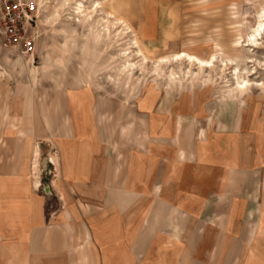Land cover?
Returning a JSON list of instances; mask_svg holds the SVG:
<instances>
[{
    "label": "rangeland",
    "instance_id": "rangeland-1",
    "mask_svg": "<svg viewBox=\"0 0 264 264\" xmlns=\"http://www.w3.org/2000/svg\"><path fill=\"white\" fill-rule=\"evenodd\" d=\"M27 1L36 7L34 53L20 55L0 36V125L39 126L44 117L51 128L54 106L61 124L75 115L78 137L111 142L129 162H174L193 148L200 162L212 149L240 143L264 153V29L253 35L264 0H82L86 17L74 9L79 0ZM184 52L214 57L213 64ZM244 77L250 84L240 91L236 81ZM42 131L24 140L39 145L27 160L50 221L71 201L54 184L59 138ZM187 168L185 179L193 174ZM182 199L190 208L191 199ZM73 202L101 204L93 197ZM136 204L126 219H143L148 202Z\"/></svg>",
    "mask_w": 264,
    "mask_h": 264
},
{
    "label": "crops",
    "instance_id": "crops-1",
    "mask_svg": "<svg viewBox=\"0 0 264 264\" xmlns=\"http://www.w3.org/2000/svg\"><path fill=\"white\" fill-rule=\"evenodd\" d=\"M56 116L53 106L51 128L44 117L39 126L0 125V264H264V153L240 143L200 162L193 148L174 162L134 163L111 142L78 137L74 114L62 124ZM41 128L59 138L54 184L71 201L50 221L27 160L39 145L24 140ZM186 165L193 174L185 179ZM142 197L143 219H126Z\"/></svg>",
    "mask_w": 264,
    "mask_h": 264
},
{
    "label": "built area",
    "instance_id": "built-area-1",
    "mask_svg": "<svg viewBox=\"0 0 264 264\" xmlns=\"http://www.w3.org/2000/svg\"><path fill=\"white\" fill-rule=\"evenodd\" d=\"M35 11V3L27 0L4 2L0 8V36L8 47L23 56H30L35 50Z\"/></svg>",
    "mask_w": 264,
    "mask_h": 264
},
{
    "label": "bare ground",
    "instance_id": "bare-ground-1",
    "mask_svg": "<svg viewBox=\"0 0 264 264\" xmlns=\"http://www.w3.org/2000/svg\"><path fill=\"white\" fill-rule=\"evenodd\" d=\"M66 1H68V0H62V4L63 5H65L66 4ZM100 2H98V4H99ZM61 4V5H62ZM74 9L77 11V12H79V13H81L84 17H86V16H89V13H88V11H87V7H86V5L83 3V1L82 0H79L78 2H77V4H76V6L74 7ZM264 29V21L262 20V21H259L258 22V25H257V27L254 29V32H253V35H256V34H258V35H260L261 34V30H263ZM252 41H254V40H252ZM134 43H136V44H138V40L136 39V38H134ZM140 50V49H139ZM184 54L185 55H187V56H189V57H195L196 58V60H198V62L200 63V65H211V64H213V59H214V57H212V58H210V59H208V60H205V59H201V58H199V57H197V56H193V55H190V54H188L187 52H184ZM177 55H180V53H177ZM234 70H236V67L234 68ZM248 84H250L249 83V81H248V79L247 78H242V79H237V81H236V86L240 89V91H244L245 89H246V86L248 85ZM36 150V149H35ZM36 152V154H37V150L35 151ZM35 154V155H36ZM39 156V155H38ZM35 158V157H34ZM33 158V160H35ZM37 160V159H36ZM36 164V163H35ZM34 165V164H33ZM35 169H36V167H35Z\"/></svg>",
    "mask_w": 264,
    "mask_h": 264
}]
</instances>
